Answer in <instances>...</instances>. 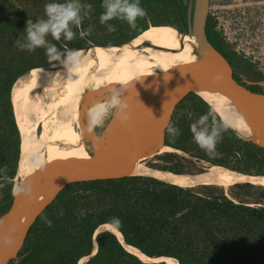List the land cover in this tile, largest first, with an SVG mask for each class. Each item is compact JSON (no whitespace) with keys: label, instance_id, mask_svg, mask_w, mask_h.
Returning a JSON list of instances; mask_svg holds the SVG:
<instances>
[{"label":"trees","instance_id":"obj_1","mask_svg":"<svg viewBox=\"0 0 264 264\" xmlns=\"http://www.w3.org/2000/svg\"><path fill=\"white\" fill-rule=\"evenodd\" d=\"M21 1L32 6L21 10L10 0H0V216L12 201L20 154L12 103L21 110L33 103L29 94L35 91L38 70H30L60 67V62L49 63L44 48L29 54L16 44L17 39L25 37L27 22L45 18L44 5L52 0ZM160 2L163 7L158 5ZM80 3L92 7L80 28L73 26L76 39L69 42L47 37L61 51L120 45L149 26L186 30V8L181 0H140L146 16L137 19L136 28L113 19L109 23L116 31L111 33L100 23L102 0ZM84 11L88 9L85 7L82 15ZM81 32L86 33L82 38ZM204 32L213 49L244 80L264 81L252 63L230 51L220 38L210 37L208 17ZM24 78L27 80L20 83ZM210 110L196 94L182 98L169 120L180 128L181 135L172 141L165 128L162 145L189 159L165 152L154 155L145 166L175 175L201 174L207 167L216 166L245 176H263L264 147L239 137L229 127L222 132V142L214 155L206 154L194 143L189 126ZM215 119L224 124L216 113ZM104 224L115 228L124 245L149 259L171 258L177 264H264V187L235 183L227 187L225 194L218 186L179 187L143 175L67 185L34 220L9 264H78L83 258L82 264H165L141 261L127 252L111 232L94 235Z\"/></svg>","mask_w":264,"mask_h":264},{"label":"water","instance_id":"obj_2","mask_svg":"<svg viewBox=\"0 0 264 264\" xmlns=\"http://www.w3.org/2000/svg\"><path fill=\"white\" fill-rule=\"evenodd\" d=\"M207 7L208 0H193L188 31L195 41V58L122 86L130 87L124 99L132 114L126 122L120 121L95 154L55 159L43 164V169L14 178L11 204L0 216V264H9L15 258L34 220L67 185L136 175L140 165L153 156L158 136L163 146V131L171 114L189 93L236 96L238 102L233 108L248 135L246 140L264 142V95L237 84L227 61L206 41L203 29ZM85 104L83 99L79 109Z\"/></svg>","mask_w":264,"mask_h":264},{"label":"bare ground","instance_id":"obj_3","mask_svg":"<svg viewBox=\"0 0 264 264\" xmlns=\"http://www.w3.org/2000/svg\"><path fill=\"white\" fill-rule=\"evenodd\" d=\"M145 44L148 46L145 47ZM193 47L195 48V41L190 35L179 34L169 26H150L126 43L108 47L92 46L88 50H78L77 63L75 66H69L71 71L60 62V65L66 71V80L56 98L52 95L54 99L50 98L45 103L37 102L32 105L30 114L33 115V121L27 117L26 111H22L23 115L20 117L16 112L17 108L15 109L11 101L15 124L20 137V154L15 178L18 180V178L31 174L39 168L38 164L40 163L45 164L55 159L86 157L92 153L95 154L107 136L120 125V120L115 118L111 125L103 129L100 136L93 135L88 129L84 134H81L78 126V103L85 92L91 88L98 89L111 84L120 87L126 86L139 77L163 72L168 68L186 63L195 58L192 54ZM35 70H38L35 77V91L51 90L53 84L50 80V71L37 68L29 72ZM197 96L202 98L214 110L224 124L230 125L229 128L234 130L236 134H245L237 113L230 114L231 107L238 102L236 96L213 95L204 91L198 92ZM122 102L125 103V99ZM108 103L109 101L104 102L101 100L99 103L89 106L87 109L88 119L89 114L94 109L101 104L107 105ZM125 111L130 117L132 110L127 108ZM49 115H51L52 124H54V127L50 129L47 126ZM23 119L27 122H24ZM38 124L40 134L39 132L35 133ZM37 136V147L33 156L29 159L27 157L28 149L34 147L33 140ZM83 139L90 144L91 154H88L85 150L82 143ZM252 140L256 145L264 146L263 141L255 138ZM165 152L176 151L161 146L160 136H158L155 141L153 156ZM145 165L143 163L140 165L136 175L149 176L179 187L213 185L227 188L235 183H250L264 187V175L245 176L216 166L207 167L201 174L175 175L166 171L151 169ZM100 231L111 232L127 252L135 255L143 262L177 264L171 258L149 259L144 257L137 250L124 245L120 234L109 224L99 226L95 234ZM94 251L95 247L92 254ZM84 259L78 264H82Z\"/></svg>","mask_w":264,"mask_h":264},{"label":"clouds","instance_id":"obj_4","mask_svg":"<svg viewBox=\"0 0 264 264\" xmlns=\"http://www.w3.org/2000/svg\"><path fill=\"white\" fill-rule=\"evenodd\" d=\"M101 6L104 11L100 15V23L106 27L109 33L116 31V27L109 23L113 19L122 20L130 28L135 29L137 19L146 16V10L141 7L140 0H102ZM85 7L88 11H84L82 15ZM91 7V5H82L80 0H65L63 3L52 0V2L46 3L44 5L45 18L36 19L35 22H27L26 35L23 40L17 39V46L29 54L38 48H44L49 63L61 62L71 71L69 66H75L77 63L78 51L70 48L61 51L56 45L51 44L47 37L51 36L55 41L63 39L69 42L76 39L77 33L73 31V26L77 29L80 28ZM84 35L86 33H80L81 38ZM126 109V103L122 102L118 96H112L107 105L101 104L89 114L88 130L93 131L97 127H103L110 114H114L122 123L126 122L129 119ZM210 118L211 123L209 122ZM229 126L218 124L214 110H210L192 122L189 127L194 143L206 154L214 155L217 144L222 142V132L227 130ZM166 130L172 141L181 135L180 128L171 122L166 125ZM38 167L43 169L44 165L40 163ZM17 191L19 192L20 189Z\"/></svg>","mask_w":264,"mask_h":264},{"label":"rangeland","instance_id":"obj_5","mask_svg":"<svg viewBox=\"0 0 264 264\" xmlns=\"http://www.w3.org/2000/svg\"><path fill=\"white\" fill-rule=\"evenodd\" d=\"M11 4L13 6L19 7V9L22 10V8L26 6H32L28 4H24L21 0H10ZM235 4H239L236 2ZM237 17L236 20V26L233 28H236L233 33V31L227 30L225 31L226 34H224V40L223 42L226 43L228 46L231 44V47L229 48L230 51L234 52L235 54H238V56L247 60L248 62L252 63L253 66L261 72V74L264 77V0H243V19L240 21ZM178 33V32H177ZM182 34V33H181ZM110 45H106L103 47H108ZM148 45L145 44V47ZM195 48L193 47L192 54H194ZM247 58V59H246ZM56 70H51L50 73V80L52 81V89L50 90H36L33 91L31 94H29V99L33 102L31 105H29L26 109L21 110L18 106H15L16 112L21 117L22 111H26L27 117L33 121V115L30 114V109L34 103H45L50 98H52V95L56 96L58 95L59 91L61 90L62 85L64 84L66 80V71L62 65ZM27 80V78H24L20 80V83H24ZM42 85V83H41ZM57 88V89H55ZM130 90V87L127 86L125 88H122L118 85H108L105 87H100L98 89H90L82 96V98L79 100L78 103V126L79 131L81 134H84L86 130L88 129V115H87V109L89 106H93L97 103H99L101 100L104 102L110 101V98L112 96H118L121 100H124L126 96L128 95ZM54 91V92H53ZM54 99V98H52ZM83 99H86V104L83 106L82 110L79 109V106ZM61 111V110H60ZM114 113V110H113ZM236 112L233 107L230 109V114L234 115ZM57 114V113H56ZM24 117V116H23ZM50 117V119H49ZM114 114H110L109 117L105 120L103 127H97L92 132L95 136H100L103 129L107 128L109 125H111L112 121L115 119ZM48 128H53L54 124L53 119L51 118V115L48 116ZM24 122H27L23 119ZM52 124V125H51ZM40 134V127L38 124V127L35 130V133ZM241 138H247L248 135L245 134H237ZM82 143L84 145L85 150L88 154H91L92 148L90 147V144L83 139ZM38 144V136L34 138L33 145L34 147H30L27 152V157L31 159V157L34 154V150L37 147ZM178 154L179 156H182L184 158L189 159V157L181 154L180 152H174ZM153 157V156H152ZM152 157L145 160V162H152ZM193 161V159H192ZM144 162V163H145ZM194 162V161H193ZM143 163V164H144ZM200 164V163H198ZM205 166V165H203ZM227 188H222L223 192L226 194Z\"/></svg>","mask_w":264,"mask_h":264},{"label":"flooded vegetation","instance_id":"obj_6","mask_svg":"<svg viewBox=\"0 0 264 264\" xmlns=\"http://www.w3.org/2000/svg\"><path fill=\"white\" fill-rule=\"evenodd\" d=\"M181 2H182V5L185 6V8H186L185 9V17H184V20L186 23V30H185V32H178V31H176V32H178L179 34L182 33L183 35H190L188 28H189V23L191 20L193 0H181ZM236 2H238L239 4H235ZM149 4H151V1H149L148 5H147L148 8H150V6H151V5L149 6ZM158 5L160 7L164 6L163 2H160ZM148 13L150 14L149 11H148ZM207 17H208V28H209L210 37L220 38L223 41L224 40V34H226L225 31L230 30V31H233V33H235L234 31L236 30V28H233V27L236 26L235 24H236L237 17L239 18L238 20H240V21L243 19V0H208L206 18ZM146 18H147V21H149L150 17L147 16ZM160 18H161L160 20L163 19L162 16ZM178 23H179V25H182V22H178ZM142 32H140V33H142ZM204 36H205L206 41L208 42L207 37L205 35V32H204ZM209 45L211 46L210 43H209ZM226 47L230 48L231 44L229 46L226 44ZM194 54H195V56L197 55L196 50H195ZM236 55H238V54H236ZM242 57L243 56L241 55V58ZM224 59L228 63V60L226 58H224ZM229 66L231 68V77L237 84L245 87L248 91H250L252 93L264 95V87L261 86V84H264V81H262V82H260V81H246L243 79V75L241 73L236 71L230 64H229Z\"/></svg>","mask_w":264,"mask_h":264}]
</instances>
